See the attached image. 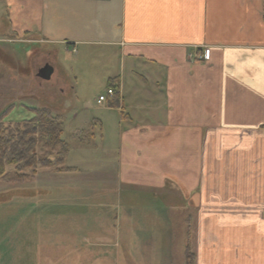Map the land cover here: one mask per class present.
<instances>
[{
	"label": "crops",
	"instance_id": "obj_1",
	"mask_svg": "<svg viewBox=\"0 0 264 264\" xmlns=\"http://www.w3.org/2000/svg\"><path fill=\"white\" fill-rule=\"evenodd\" d=\"M2 1L0 41L29 47L0 48V81L10 73L40 81L39 100L57 117L74 89L67 81L95 77L115 90L78 124L72 172L93 164L88 175L105 182L109 198L125 190L160 196L154 205L167 215L172 245L182 228L185 246L190 229L194 264H264V0ZM58 44L86 57L102 49V73L67 71ZM43 63L47 76L37 74ZM94 129L99 144L89 141ZM97 150L103 158L86 156ZM77 185L40 191L61 197ZM78 204L65 207L75 215ZM112 204L93 203L85 214ZM94 220L87 217V229Z\"/></svg>",
	"mask_w": 264,
	"mask_h": 264
},
{
	"label": "rangeland",
	"instance_id": "obj_2",
	"mask_svg": "<svg viewBox=\"0 0 264 264\" xmlns=\"http://www.w3.org/2000/svg\"><path fill=\"white\" fill-rule=\"evenodd\" d=\"M2 2L3 1L0 0V38H6V34L4 33L7 28V22L5 20L6 8ZM64 46L65 44H58L56 47L59 49L58 62L66 68L67 71H70L71 67H75L76 70L81 67L83 68L81 71L84 72H91V70H93L94 73H102V49H98L100 52H93L89 57H86L81 55V48H78V51L74 52L71 48L66 50ZM7 47H12L21 52V48H27L29 46L26 44L0 41V48L5 49ZM2 73L0 76H2ZM5 73L7 74L6 71ZM13 76L14 75L10 73V75H5L3 81H0V112H2L8 104L15 101L14 108L5 116L6 123H13L30 118L34 112L29 111L25 105L33 107L43 106L39 100L42 95L38 90V83L40 81H15ZM69 77L71 76L69 75ZM95 79L96 78L93 77L91 81H67L70 85L74 86V89L64 98L62 102L63 109L59 112L60 117H58L61 123L62 139L68 144L64 162L57 165L60 171L57 170L56 166H39L35 176L31 177L28 182L17 185L13 180L8 181L1 178L0 197L3 198V193H9L12 190L18 192L19 190L30 189L33 184L39 187L40 190V187L46 188L48 187L47 185L51 186V184L72 185L74 182L75 185H77L78 183L80 184L77 185L79 195L69 200L74 201V203H79L78 207H73L74 209L78 208L75 209L78 213L71 215L70 212L72 211H68L69 213L68 216L65 217V220L78 218L82 225L86 227L88 206L91 208L93 203L96 204L101 201H111L113 203L112 206L97 205L98 207H92L95 213L94 216H98V220L96 218L97 225L89 227L87 232L84 231L85 236H89L93 233L94 229H97V232H100L102 236L106 237V239L101 240V242L95 240L96 244L102 245L99 251L95 250L98 251L95 260H99V262L103 264H109V260L111 264H184V230L182 228L175 230V242L172 245V241L168 238V231L165 228L167 224V215L164 210L154 205L157 204L156 202L158 201H163L160 196L153 197L145 192L128 193L127 190H125L126 192H114V194L117 193L119 197L115 198L113 196V198H109L105 189V182H96L94 180L95 177L89 176H94L88 173L89 170L92 172L95 171L93 164L84 165V169H87L85 170L86 172H72L74 170L72 164L77 161L76 154L79 147L78 143L80 142V139L74 137V132L79 127L78 124L84 125V121L88 119V116L94 114L99 109L97 108L95 99H97L98 95H105L106 91L107 81ZM82 107L86 109H82ZM74 111L78 112V117L76 119H73ZM91 121L92 118L90 119V122ZM88 127H90V125ZM94 134L95 139H90L88 137L89 141L99 144L102 140L99 139L95 129ZM78 136L85 140V134H78ZM88 149L93 150V147ZM87 154L86 156H91L90 159H94V157L103 158L102 156L99 157V150L96 152L88 151ZM86 184H90V186L85 187ZM93 187H95L94 190H92ZM82 192L89 194V196H83ZM50 194L52 196V190H50ZM143 203L146 205L145 207ZM25 204L23 200L13 203H0V264H41L35 263L36 260H39L36 254L27 256L24 252L22 253L25 246L23 249L20 247L19 250L16 251L19 241H26L28 238L32 239L31 236L34 237L37 233V231H31L30 226L19 217L20 212H18L17 210L19 209L16 208L20 206L23 207ZM33 204L36 203H30L32 208ZM54 204L53 199L43 197L42 201L38 203V212H34L38 213L39 218L44 214V221L57 219L56 217H58L57 220L61 222L64 217V215H60L62 211L59 213L45 212V209H49ZM150 206H152L158 214L148 215L146 212L148 209L146 207ZM161 206L165 208L163 204ZM88 216H93V214H89ZM99 217L101 221H99ZM176 220L179 223V220H182V215L176 214ZM39 222L41 223V220ZM98 224L100 225L98 226ZM179 225L181 226V224ZM57 227H65L67 229L70 227V224L64 222V224H59ZM36 228L37 225L35 226V229ZM111 235H113L114 241L109 242ZM88 238L84 237L82 240L90 243ZM104 241L105 244H102Z\"/></svg>",
	"mask_w": 264,
	"mask_h": 264
},
{
	"label": "trees",
	"instance_id": "obj_3",
	"mask_svg": "<svg viewBox=\"0 0 264 264\" xmlns=\"http://www.w3.org/2000/svg\"><path fill=\"white\" fill-rule=\"evenodd\" d=\"M13 107V104H9L0 112V179L13 180L17 185L28 182L31 177L35 176L39 166H56L57 170L60 171L57 165L64 162L68 144L62 139L59 118L54 116L47 107L31 106L28 109L34 114L30 118L6 123L5 116L9 114ZM87 131L85 132V137L89 135ZM40 190L39 187L33 184L30 189L19 190L18 192L12 190L9 193H3L4 199L0 197V203H13L23 200L26 203L25 206L16 208L19 209L17 210L20 212L19 217L30 226L31 231H37L34 237L31 236L32 239L28 238L26 241H19L16 251L20 247L23 249L25 246L22 253L24 252L27 256L36 254L39 260H36L35 263L41 264H103L99 260H95V256L98 255L96 253H98L102 245L96 244L95 241L87 243L82 240V238L86 237L84 231L87 232L88 229L80 221L65 220L69 213L65 204L79 195L78 190L73 189L75 191L72 190L73 194L61 197H56L54 192L51 197L48 195L49 191L43 192ZM82 195L86 196L83 192ZM43 197L53 199L55 203L49 209H45V212L59 213L62 211L60 215H64V217L61 222L57 220L58 217H56L57 219L45 221L44 214L40 218L38 217V203L42 201ZM32 202L36 203L33 204V208L30 206ZM71 203H74V201H71ZM34 211L37 212L35 213ZM93 217L95 218L94 221H96V218L98 220V216L95 217L93 215ZM40 220L41 223L39 222ZM99 221H101L100 217ZM64 222H68L70 227L67 229L65 227H57V225L64 224ZM36 225L37 228L35 229ZM186 235L187 243L184 246V264H194V253L190 247L189 228L186 230ZM105 239L106 237L97 232V229H94L89 237V240H96L97 242ZM110 241H114L113 235H111ZM102 244H105V241ZM109 264H111L110 260Z\"/></svg>",
	"mask_w": 264,
	"mask_h": 264
},
{
	"label": "built area",
	"instance_id": "obj_4",
	"mask_svg": "<svg viewBox=\"0 0 264 264\" xmlns=\"http://www.w3.org/2000/svg\"><path fill=\"white\" fill-rule=\"evenodd\" d=\"M202 56H205V54H203ZM202 56H201V57H202ZM114 94H115V90H114V88H112V87H107V88H106V91H105V95H98V97H97V102H98V103H102V102H104L107 98H111V97H113Z\"/></svg>",
	"mask_w": 264,
	"mask_h": 264
},
{
	"label": "flooded vegetation",
	"instance_id": "obj_5",
	"mask_svg": "<svg viewBox=\"0 0 264 264\" xmlns=\"http://www.w3.org/2000/svg\"><path fill=\"white\" fill-rule=\"evenodd\" d=\"M46 66H47V63H43V64H41V65L38 67V69H37V74H39V75L44 74V73L42 72V70H43ZM48 69H50V67H48Z\"/></svg>",
	"mask_w": 264,
	"mask_h": 264
},
{
	"label": "water",
	"instance_id": "obj_6",
	"mask_svg": "<svg viewBox=\"0 0 264 264\" xmlns=\"http://www.w3.org/2000/svg\"><path fill=\"white\" fill-rule=\"evenodd\" d=\"M48 67H49V66H46V67L42 70V72L44 73V74H42V75H44V76H47V75H48L49 70H50V69H48Z\"/></svg>",
	"mask_w": 264,
	"mask_h": 264
}]
</instances>
